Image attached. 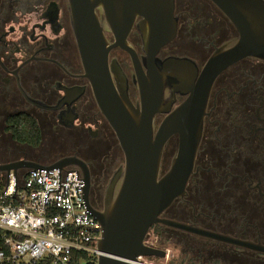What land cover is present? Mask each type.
Wrapping results in <instances>:
<instances>
[{
    "label": "flooded vegetation",
    "instance_id": "flooded-vegetation-1",
    "mask_svg": "<svg viewBox=\"0 0 264 264\" xmlns=\"http://www.w3.org/2000/svg\"><path fill=\"white\" fill-rule=\"evenodd\" d=\"M174 15L177 33L157 54L162 61L188 59L201 72L218 48L238 36L211 0H174ZM140 20L126 40L146 72ZM105 34L113 44L112 33ZM109 60L119 63L133 105L141 106L129 53L113 48ZM185 100L177 95L171 111ZM166 117L156 116L154 136ZM17 118L36 123L37 146L18 139ZM178 147L175 135L164 148L160 177L168 172ZM75 161L89 173L86 205L100 214L107 185L125 158L85 76L69 0H0V167L14 166L17 175L26 176L27 163L51 166ZM68 168L84 173L77 165ZM160 218L185 226L154 224L145 237V244L165 252L167 260L168 250L159 243L178 251L181 262L170 260L172 264H264L263 60L242 59L215 81L186 196L175 199ZM209 235L232 238L253 249L218 242ZM165 258L143 259L162 264Z\"/></svg>",
    "mask_w": 264,
    "mask_h": 264
},
{
    "label": "water",
    "instance_id": "water-1",
    "mask_svg": "<svg viewBox=\"0 0 264 264\" xmlns=\"http://www.w3.org/2000/svg\"><path fill=\"white\" fill-rule=\"evenodd\" d=\"M233 24L238 36L218 48L200 72L193 61L180 58L160 60L157 54L177 33L174 0H69L85 76L92 87L101 114L114 131L125 163L110 179L102 213L90 214L101 225L98 249L104 254L98 264H133L139 258H165V252L148 247L145 237L154 224L184 229V225L161 219L175 199L186 196L211 89L219 75L245 58L264 61V1L211 0ZM100 11L101 18L97 13ZM143 41L146 72L136 51L127 43L135 21ZM114 36L111 44L105 32ZM126 50L136 71L135 85L141 106L129 96V81L110 51ZM167 91L170 95L167 97ZM186 100L171 111L176 96ZM167 115L157 136L155 118ZM179 136L178 152L167 173L160 177L163 151L168 141ZM30 170L46 167L64 169L79 166L85 188L89 173L80 161L44 166L27 163ZM14 166L0 167V173H15ZM200 235L199 232H194ZM218 242L253 249L228 237L209 235ZM264 254V248L262 250Z\"/></svg>",
    "mask_w": 264,
    "mask_h": 264
},
{
    "label": "built area",
    "instance_id": "built-area-1",
    "mask_svg": "<svg viewBox=\"0 0 264 264\" xmlns=\"http://www.w3.org/2000/svg\"><path fill=\"white\" fill-rule=\"evenodd\" d=\"M84 188L71 168L0 174V264H98L101 225Z\"/></svg>",
    "mask_w": 264,
    "mask_h": 264
},
{
    "label": "trees",
    "instance_id": "trees-1",
    "mask_svg": "<svg viewBox=\"0 0 264 264\" xmlns=\"http://www.w3.org/2000/svg\"><path fill=\"white\" fill-rule=\"evenodd\" d=\"M17 119L18 120L16 121V123L18 124V126L16 128V133H18V139L37 146L39 143L40 133L36 123L29 118H24V120L21 118ZM20 123H25L24 127H21Z\"/></svg>",
    "mask_w": 264,
    "mask_h": 264
},
{
    "label": "rangeland",
    "instance_id": "rangeland-1",
    "mask_svg": "<svg viewBox=\"0 0 264 264\" xmlns=\"http://www.w3.org/2000/svg\"><path fill=\"white\" fill-rule=\"evenodd\" d=\"M158 245H160V246H162V248L168 250V253L170 255V257L168 259L169 261L167 260V258H165V260L163 262L164 264H172L176 260L177 261L180 260V262H181V258H180V255H179L178 251H175L173 248H171L170 244H168V243H159ZM170 260L172 261V263H170Z\"/></svg>",
    "mask_w": 264,
    "mask_h": 264
}]
</instances>
